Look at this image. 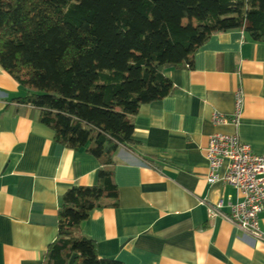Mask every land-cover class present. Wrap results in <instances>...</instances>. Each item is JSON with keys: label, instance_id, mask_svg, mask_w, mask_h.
I'll list each match as a JSON object with an SVG mask.
<instances>
[{"label": "crops", "instance_id": "crops-1", "mask_svg": "<svg viewBox=\"0 0 264 264\" xmlns=\"http://www.w3.org/2000/svg\"><path fill=\"white\" fill-rule=\"evenodd\" d=\"M165 74L172 92L142 104L132 120L136 145L114 150L118 204L92 209L79 232L99 257L122 264H264V240L220 215L209 218L206 205L221 203L228 214L239 193L222 180L207 182L203 154L215 132H236L264 154V42L240 29L216 32L191 67ZM237 88V121L213 123V111L233 114ZM24 94L0 66V264H42L57 236L60 196L95 184L99 168L84 149L55 141L38 110L18 100ZM259 226L264 234V213Z\"/></svg>", "mask_w": 264, "mask_h": 264}, {"label": "trees", "instance_id": "trees-1", "mask_svg": "<svg viewBox=\"0 0 264 264\" xmlns=\"http://www.w3.org/2000/svg\"><path fill=\"white\" fill-rule=\"evenodd\" d=\"M233 29L264 42V0H0V66L25 91L18 100L99 162L95 184L60 196L42 264H122L79 232L92 209L118 204L114 150L133 149L139 107L172 92L165 71Z\"/></svg>", "mask_w": 264, "mask_h": 264}, {"label": "built area", "instance_id": "built-area-1", "mask_svg": "<svg viewBox=\"0 0 264 264\" xmlns=\"http://www.w3.org/2000/svg\"><path fill=\"white\" fill-rule=\"evenodd\" d=\"M243 93H234V109L230 117L213 111V123H235L241 111ZM203 154L207 161L206 180L212 183L222 180L239 193V199L228 203L230 212L222 213L221 203L206 205L209 218L220 215L252 237L264 240L259 226V214L264 213V154L255 153L236 132H215L208 138ZM221 169H223L221 171Z\"/></svg>", "mask_w": 264, "mask_h": 264}]
</instances>
